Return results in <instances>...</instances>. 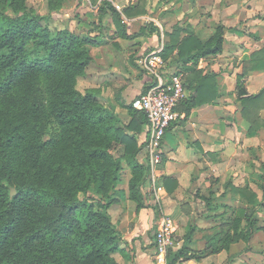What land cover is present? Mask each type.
<instances>
[{"label":"trees","instance_id":"1","mask_svg":"<svg viewBox=\"0 0 264 264\" xmlns=\"http://www.w3.org/2000/svg\"><path fill=\"white\" fill-rule=\"evenodd\" d=\"M62 1L48 0V11L57 10ZM103 4L99 11L110 14L119 37L133 39L144 31H127L121 12L127 17L137 13L130 6L119 11L108 0ZM45 19L26 0H0V264H119L112 254L120 238L108 209L116 201L123 169L130 173L128 197L138 209L145 205L141 188L147 166L137 155L146 117L131 102L121 101L130 116L125 123L95 90L77 88L78 77L93 60L91 47L102 42L100 33L66 27L53 31ZM213 29L206 40L186 26L171 31L162 58L174 49L179 63L220 53L224 28L216 24ZM249 62L246 72L264 70V46ZM236 92L242 116L255 131L264 125L257 114L264 86L247 95L238 82ZM199 101L191 97L188 108ZM231 189L249 208L254 204L256 194L249 188ZM258 229L264 225L257 224L256 208H242L231 227L214 232L199 252L188 245L191 225L184 243L169 250L168 264L189 251L194 256L228 249L232 242L248 241Z\"/></svg>","mask_w":264,"mask_h":264},{"label":"crops","instance_id":"2","mask_svg":"<svg viewBox=\"0 0 264 264\" xmlns=\"http://www.w3.org/2000/svg\"><path fill=\"white\" fill-rule=\"evenodd\" d=\"M101 1L98 0L97 5ZM109 1L121 11L116 0ZM124 1L126 3H122V8L129 5L128 0ZM157 1L154 3L156 7H160L156 4ZM198 1L201 10L197 12L209 11L207 20L206 14L201 17L208 23V36H201L197 22L192 23L189 19L185 26L200 39L206 40L213 33V27L222 24V50L220 53L201 57L197 62L189 60L179 63L174 49L165 59L176 70L182 69L180 72L185 96L175 108L177 119L164 134L161 145L163 158L158 172L163 185L160 205L175 221L174 234L178 239L175 248L184 243L187 228L192 225L193 231L188 245L200 252L205 250L210 236L220 230V223L217 224L215 219H222V214L230 205L228 202L208 203L206 198L213 197L217 188H221L222 182L229 180H235V186L251 188L253 185L251 161L253 146L259 145L254 142L257 130L251 132L250 123L240 117L241 101L236 91L238 82L244 85L247 95L256 94L264 86V70L245 71V68L250 67L251 54L264 46V42H260L264 38V0ZM187 5V11H190L192 5ZM202 6L205 8H201ZM167 8V5L158 8L156 17L151 18L156 29L147 30L148 26L141 24L144 31L133 39L119 37L110 14L104 15L103 24L110 22L117 40H126L130 45L126 51L123 48L127 45L108 46L102 39V45L107 44L102 46L105 51V55H101L103 61H96L97 64L92 66L89 63L85 74L77 82L84 78L85 89L91 88L96 94L99 93L114 107L120 118L127 113L121 101L131 102L147 89L150 82V74L139 60L158 44H163V38L168 40L169 33L173 31L170 24L175 15L163 12ZM121 14L127 31L136 32L132 28L136 26V19L142 15L133 14L127 17L123 12ZM143 17L147 18L144 15ZM243 26L249 28L244 29ZM137 28L140 29L141 26ZM184 34L181 32L180 35ZM256 43L260 45L250 47ZM93 47L95 49L98 45L91 48ZM231 54L234 56H229ZM234 57L241 60V63L232 69L229 62ZM199 83L200 86L197 87ZM249 85L253 86L254 91L248 92ZM194 96L195 101L197 97L200 101L188 108V103ZM129 119L128 114L127 122ZM145 128L146 123L139 134V140L143 138ZM137 158L139 161L143 160L141 150ZM210 174L217 178V183L212 184L208 180ZM129 175L130 173L124 182L118 183L115 194L117 201L108 209L120 238L119 249L112 255L119 264H154V231L158 204L154 200L152 189L145 183L141 188L145 205L138 209L136 203L128 197ZM236 209L238 207L235 211ZM256 245L260 248L258 253ZM190 254L191 251L180 257L175 264H264V230L254 231L248 241L232 242L228 249L205 255Z\"/></svg>","mask_w":264,"mask_h":264},{"label":"rangeland","instance_id":"3","mask_svg":"<svg viewBox=\"0 0 264 264\" xmlns=\"http://www.w3.org/2000/svg\"><path fill=\"white\" fill-rule=\"evenodd\" d=\"M98 0H63L62 5L52 12L48 11V0H26V3L29 7H32L33 10L38 13L39 15H44L46 17L45 20H43L44 24H47L53 31H56L60 28H68L74 32L77 33H86V32H92V35L99 34L98 37L105 40V42L108 44V46H116L120 45L121 47L127 51L128 46L130 43L126 40L120 39L117 40V35H115V32L112 29V26L110 22V26L106 23L103 24L105 14H101L99 11V7L103 6V1L99 5H97ZM109 1V0H108ZM119 4V9H122V3H124V0H116ZM156 0H128L129 5L133 11L137 12L134 13V15H142L140 18L136 19V26L132 29L139 30L137 26H141V24L147 25L148 29H150V26H153L152 17H156V11L158 8H163V5H167L168 8L166 11L163 12H169L174 16V18L171 20L170 28L172 30L179 31L180 29L184 28L186 25V21L189 19L191 22H197L196 26H198L199 33H201V36L205 38L209 34L208 29V23L207 21H203L201 17H203V14H206L205 20L209 18V11H202L204 13H199L197 11H200V7L198 5V0H158L156 4L160 7H156L155 5ZM206 1V0H204ZM111 2V1H110ZM121 3V4H120ZM126 3V2H125ZM192 5V9L187 11V8L189 5ZM156 8V9H155ZM201 8H205V6H202ZM146 16L147 18L143 17ZM179 17V18H178ZM194 17V18H193ZM112 20V19H111ZM210 22V21H209ZM251 24V23H250ZM251 26V25H249ZM246 26H243L244 29L249 28ZM166 42V40L163 38V45ZM264 42V38L263 41ZM105 43V44H106ZM103 43L99 44L97 48L94 49L91 48V54L93 56V60L90 63V66L95 63L96 61L101 62L103 61V58H101V55H105L104 51V45ZM106 44V45H107ZM260 43H256V45H250V47H257ZM133 46V45H131ZM159 46V44H158ZM263 47V46H262ZM126 53V52H125ZM127 55V53H126ZM229 56H234L233 54ZM165 63L163 67L159 68V71L161 75H168L171 72L175 71L176 69L170 66L169 62L164 60ZM239 63H241V60H239L237 57H234L230 59L229 65H231L232 69L235 67H238ZM82 77V76H81ZM80 78V77H78ZM152 74L150 75V79H152ZM246 79V78H245ZM245 82V80H244ZM77 88L81 91H85V79L81 78L79 80V83L77 82ZM247 88V86H246ZM248 92L254 91L253 86H248ZM101 100L104 101V98L101 97ZM236 100V99H235ZM260 107L257 110L258 117L260 118L258 120V123H261V120H264V99L262 102L259 103ZM240 108V106H239ZM241 111V110H240ZM255 111V110H254ZM256 112V111H255ZM240 117L243 118L242 113H239ZM253 114V113H252ZM255 115V113H254ZM123 122L127 123L128 114L124 113L122 114ZM240 119V118H239ZM245 119V118H244ZM257 138L255 137L254 142H257L259 145L253 146L254 151L252 153L253 155V161H251V168L254 175V179L251 184L252 187L250 188L251 192H254L255 198H254V204L250 205L249 203H245L244 199L240 197L239 194L235 193L231 187L235 186L233 184V181L235 180H229L226 182H222L221 188H217V192L213 194V197H210L209 200L213 202H228L230 205L227 209V211L224 213L222 219L224 220L222 222V219H215V222L220 225L221 227H224L225 229L230 226L232 223V219L235 216V213H237L242 208H247V210L256 208V216H257V224H264V204L261 202L264 201V125L259 126L257 129ZM113 152L115 154H121L122 151H120L118 148H114ZM250 163V161H249ZM128 169H123L120 171V182H124L126 178L128 177ZM130 176V175H129ZM208 180H210L213 183H217V178L213 174H210L208 177ZM236 187H243V186H236ZM90 196L93 195L98 198V195H95L92 193V191H89ZM219 194V195H216ZM117 201V198H116ZM202 204V203H201ZM204 204V203H203ZM217 204V203H215ZM228 205H224L226 207ZM243 206V207H241ZM238 207V209L235 208ZM225 209V208H224ZM226 210V209H225ZM214 229V228H213ZM258 239H261L258 237ZM178 241V239L175 237V241ZM176 247V246H175ZM173 249H176V248ZM252 248V247H251ZM256 252L260 250L259 245H256ZM227 262V261H226ZM229 264V262H228Z\"/></svg>","mask_w":264,"mask_h":264},{"label":"built area","instance_id":"4","mask_svg":"<svg viewBox=\"0 0 264 264\" xmlns=\"http://www.w3.org/2000/svg\"><path fill=\"white\" fill-rule=\"evenodd\" d=\"M163 44L146 53L140 60L149 74L153 76L145 91L131 100L133 108L140 110L146 117V128L140 140L143 160L147 166L144 181L152 189L156 208V227L154 231V264H168L169 250L176 246L175 221L160 205L163 185L160 182L158 166L162 162V141L167 128L177 119L176 106L184 98L182 73L173 71L166 77L159 68L165 61L161 56Z\"/></svg>","mask_w":264,"mask_h":264},{"label":"water","instance_id":"5","mask_svg":"<svg viewBox=\"0 0 264 264\" xmlns=\"http://www.w3.org/2000/svg\"><path fill=\"white\" fill-rule=\"evenodd\" d=\"M14 193V189L12 188L11 190H10V194L12 195Z\"/></svg>","mask_w":264,"mask_h":264}]
</instances>
